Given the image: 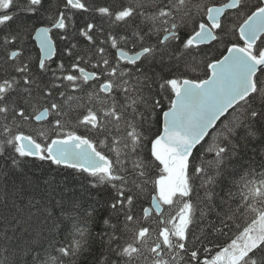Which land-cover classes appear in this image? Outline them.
Returning a JSON list of instances; mask_svg holds the SVG:
<instances>
[{
	"label": "snow or ice",
	"instance_id": "snow-or-ice-1",
	"mask_svg": "<svg viewBox=\"0 0 264 264\" xmlns=\"http://www.w3.org/2000/svg\"><path fill=\"white\" fill-rule=\"evenodd\" d=\"M88 257L264 264V0H0V264Z\"/></svg>",
	"mask_w": 264,
	"mask_h": 264
},
{
	"label": "trees",
	"instance_id": "trees-1",
	"mask_svg": "<svg viewBox=\"0 0 264 264\" xmlns=\"http://www.w3.org/2000/svg\"><path fill=\"white\" fill-rule=\"evenodd\" d=\"M61 175L67 176V173H66V172L61 173ZM58 178H59V177H58ZM67 179H68V186H69V187H73V186H75V185L77 184V181L74 180V179H72L71 176H68ZM102 215H103V214H102ZM214 218H215V217L213 216L212 219H214ZM101 226H102V225L98 223V224L94 227L93 231H99L100 228H101ZM82 264H92V257H88V258H86L84 261H82Z\"/></svg>",
	"mask_w": 264,
	"mask_h": 264
}]
</instances>
